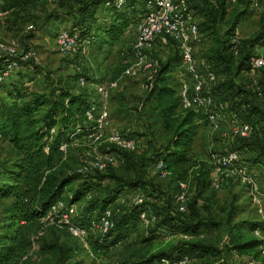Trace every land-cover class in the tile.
<instances>
[{
    "label": "trees",
    "instance_id": "trees-1",
    "mask_svg": "<svg viewBox=\"0 0 264 264\" xmlns=\"http://www.w3.org/2000/svg\"><path fill=\"white\" fill-rule=\"evenodd\" d=\"M115 1L78 0L76 5L69 9L67 13L74 18L70 33L77 34L80 45L95 44L100 48L104 45L112 46L130 24L137 23L145 15L147 5L152 0H125L120 8H116L113 4ZM248 1L253 4L256 0ZM257 1L263 4L261 0ZM41 2L45 1L0 0V9L16 18L37 8ZM225 5L226 0H198L194 6L197 13L202 16L198 24L201 37L203 33H210L214 39L207 61L214 67L217 78L220 76L218 74H227L235 69L233 74L225 77V80L216 83L213 98L222 116L234 119L236 114L241 121L249 123L253 129L250 137L253 138L252 140L236 139L230 146L223 139L224 144L243 152L251 145L255 151L252 162L260 166L262 163L264 165V110L257 103L256 95L262 96L264 92V68L260 70L263 76L261 84L254 85L257 90L248 89L238 83L236 78L247 76L249 61L256 55L253 51L255 45L264 44V12L255 9L252 5L262 15L260 17L262 27L253 38L240 39L238 52L235 54L231 38L236 34L237 24L242 18H246L248 13L244 9L236 13L228 21L225 36L222 38L217 25L225 18ZM99 10L102 19L97 24ZM59 15L49 14L47 21ZM45 24L46 22L43 26ZM27 49L29 48L24 50ZM174 59L170 57L160 63L148 92L147 99L151 103L153 116L169 134L166 143L153 153L151 159L155 165L162 163L163 169L167 172L166 178L171 179L177 194L180 192V183L187 184L189 188L194 178H197L198 192L191 202L186 203V210L188 207L190 212L187 219L173 215L165 209L163 218L158 216L160 224L147 234L143 242L146 243L145 248L149 249L157 237L156 227L161 225H168L175 231L187 234L188 239L181 240L168 249H159L155 252L147 250L132 264H175L185 256L189 259L187 264H190L194 257L203 258L211 253L221 254V250L200 240L204 230L214 228L219 223L202 215L196 207L197 197L202 192V188L211 183L210 173L213 170L210 158L207 161L199 159L194 149L199 132L198 120L201 122L207 120L203 113L193 110L184 111L180 108L179 82L178 85L174 84L172 76L175 70L173 63L177 62L176 59L173 62ZM19 63L21 68L14 74L18 77L1 83L5 85H3L4 93L0 94V139L11 146L15 161L9 166L0 165L2 167L0 199L12 200L5 210L6 222L0 228V264H28L35 243L42 238L41 234L47 229L51 217H56L52 213V207L58 201L63 200L66 209H69L83 201L86 196L89 199L94 197V193L102 185L101 181L106 178L111 179L114 186L108 189V194L103 197H99L98 194L97 198H93L82 220L78 223L74 222L89 229L92 222L106 208H112L120 194L142 192L143 189L148 188L142 175L132 178L110 172L88 178L84 177L88 172H79L78 169L67 170V147L73 140L95 131V119L100 111L99 102L93 101L91 94L75 92L67 86H57L50 94L34 92L23 80L25 70L33 61H19ZM80 78H84L86 82L90 79L85 74L77 75V81ZM52 129H54L53 133ZM76 183L78 184L75 185ZM147 204L148 202L144 200L141 204L133 205L128 213L119 218H115L112 208L114 226L105 236L89 234L91 249L96 253L104 248L119 245L123 241L119 228H126L128 220L132 217L139 219L140 213L145 211L144 206ZM175 211L185 212L178 210V203ZM256 231L264 235V223L247 220L237 222L228 231L224 247L242 256L260 254L261 239L256 235ZM55 248L62 249L61 246L47 243L45 240L41 246V250L49 251Z\"/></svg>",
    "mask_w": 264,
    "mask_h": 264
},
{
    "label": "rangeland",
    "instance_id": "rangeland-1",
    "mask_svg": "<svg viewBox=\"0 0 264 264\" xmlns=\"http://www.w3.org/2000/svg\"><path fill=\"white\" fill-rule=\"evenodd\" d=\"M78 0H57L54 3L41 2L37 8L31 9L29 13L20 17H11L10 13L0 15V42H13L19 52L25 48L34 50L38 56L36 62L30 63L24 72L23 80L34 92L50 94L57 86H67L75 92H87L91 94L93 101L99 102L100 109L106 107L110 114L109 121L103 129V136L100 142H91L88 138L82 137L73 140L67 147L68 162L67 170H77L82 167H91L94 162L102 160L106 162L103 170H89L84 177L91 178L98 174L115 173L118 176L137 177L142 175L147 182V189L142 190L144 199L148 204L144 206L149 223L144 222L140 217H132L128 220L127 227H120L119 232L123 241L110 248H104L99 252L91 249L85 237H75L70 234L64 225L59 222H50L47 229L37 240L33 251L30 253L28 264H132L147 250L155 252L159 249H168L171 245L181 240H187L188 235L175 231L168 225L156 227V238L149 249L145 248L143 239L157 226L158 216L163 218L165 209L173 215L187 219L190 212L178 213L176 196L177 191L171 179H163L159 176L155 163L151 159L153 153L163 147L169 134H167L157 118L153 116L151 103L147 99L150 85L155 78L156 71L161 62L175 58L173 64V82L178 85L183 77L179 64L181 51L178 44L171 40H158L151 50H146L148 57H154L158 66L153 70H137L134 75H127L129 68H137V56L134 45L137 36V23L130 24L123 34L112 44V46L86 44L78 47L77 53L64 55L58 49L56 43L57 34L65 30L71 32L74 18L67 13L73 8ZM198 0H190V8L196 11L194 6ZM264 3V0H261ZM225 18L217 27L222 38L225 36L228 21L241 10H246L248 16L242 18L237 24L236 33L242 40L253 38L256 32L262 27L259 14L252 7L251 1L237 0L231 2L226 0ZM52 13L60 14L47 21V16ZM198 23L201 22V14L197 13ZM22 17V18H21ZM102 13L97 12L96 22L99 24ZM46 24L43 26V23ZM214 44L210 33H203L201 39L195 44V55L198 60H207V55ZM255 54L264 57V44H257L253 50ZM233 71L227 74H218L217 82L225 80ZM262 72L254 77L237 76L238 83L245 85L248 89H258L255 84L260 83ZM85 74L90 79L83 85L77 81V75ZM13 74L6 81L16 79ZM232 76V75H231ZM224 78V79H223ZM219 79V81H218ZM117 81L118 86L110 94L109 100H103L102 89L110 82ZM3 85H0V94L4 93ZM262 89V88H261ZM263 92V91H262ZM256 101L264 110V92L262 96L256 95ZM199 113V112H198ZM226 117V118H225ZM219 117V128L214 129L207 121L199 122V132L195 140L194 149L198 158L207 161L213 153H223L224 132H228L232 123L229 116ZM234 118L241 120L236 114ZM119 130L127 137L138 141L134 151H123L117 149L109 140L112 131ZM252 137V136H251ZM250 138L249 140H252ZM240 145V144H239ZM241 146V145H240ZM245 151L240 150V165L246 167V171L252 176L258 186V192L254 194L251 187L243 182L238 176L225 175L211 171L210 185L202 188L197 197L196 207L204 216H208L219 223L218 226L204 230L200 240L208 245H213L221 254H207L203 258L194 257L190 264H264V258L260 254L239 255L233 251L226 250L224 244L227 242L228 231L235 223L240 221H254L264 223V212L259 213L258 207L264 208V165H255L252 158L255 156L253 147ZM241 148V147H239ZM243 149V148H242ZM15 161L14 152L11 146L0 139V165H11ZM2 167H0V170ZM76 183L75 185H77ZM101 187L94 193V197L86 198L70 207L72 222L78 223L82 220L86 208L93 198L103 197L108 194V189L113 188L114 182L109 179L101 181ZM197 178H194L188 188L189 200L191 202L196 196L198 189ZM102 189V190H101ZM135 191L120 194L119 198L112 205L115 218H119L129 212L133 207L132 195ZM139 192V191H138ZM140 193V192H139ZM152 194L153 196H151ZM11 199H0V228L6 222L5 210L11 203ZM74 223V224H75ZM162 228V230H160ZM166 231L165 233L163 232ZM1 231V229H0ZM163 233V234H162ZM95 236L98 235L94 232ZM55 243L62 249L41 250L43 241Z\"/></svg>",
    "mask_w": 264,
    "mask_h": 264
},
{
    "label": "built area",
    "instance_id": "built-area-1",
    "mask_svg": "<svg viewBox=\"0 0 264 264\" xmlns=\"http://www.w3.org/2000/svg\"><path fill=\"white\" fill-rule=\"evenodd\" d=\"M46 3H54L57 0H43ZM125 0H116L113 4L120 8ZM236 2L237 0H229ZM109 4V3H108ZM253 7L264 12V3L260 4L257 0L253 2ZM6 13L0 9V15ZM198 19L196 11L190 8L189 0H152L147 5L145 15L137 22V36L134 45V51L137 56L135 66L126 70L127 75H134L137 70H153L158 66L154 57H148L146 50H151L158 40H173L178 44L181 51V60L179 64L180 72L183 77L179 80L178 96L180 98V108L184 111L193 110L203 113L208 123L214 128H219V117L222 115L217 110L213 98V90L217 83V75L211 62L204 60L199 61L195 55V44L201 39L199 32ZM58 49L64 55L77 53L80 46L76 33H70L65 30L60 31L56 37ZM232 49L235 54L238 52L240 38L237 33L231 38ZM32 60L36 62L38 56L32 49L19 52L17 46L13 43L0 42V84L6 82V79L15 74L21 68L19 61ZM264 68V57L256 54L249 61L248 74L254 77ZM81 85L85 83L84 78H80ZM118 86L117 81L110 82L102 89L104 101H108L110 94ZM91 117V114H89ZM110 114L106 107H102L96 117V129L86 137L91 142H100L103 136V129L107 125ZM54 132V129L51 131ZM226 144L230 145L236 139L250 138L253 134L251 125L247 122L233 119L228 132H224ZM108 140L119 150L134 151L138 141L127 137L119 130L111 132ZM226 146L223 153H213L211 163L213 171L219 174H232L238 176L243 182L247 183L254 194L258 192V186L255 179L247 173L246 167L240 165V151ZM161 178L167 177V172L163 169L162 163L155 165ZM106 162L98 160L91 167L79 168V172H88L90 169L103 170ZM142 192L135 191L132 195V204L138 205L144 201ZM178 210L185 211L188 200V187L185 183H180V192L176 197ZM258 212L263 213L264 208L258 207ZM52 213L55 218L51 221L59 222L64 225L71 235L79 238L97 232L100 236H105L114 226L111 207L106 208L98 218L92 222L89 229L74 224L70 217V208L66 209V203L60 200L52 207ZM140 218L149 223V218L145 211L140 213ZM256 235L261 239L260 256L264 258V235L256 231ZM189 259L183 257L175 264H187Z\"/></svg>",
    "mask_w": 264,
    "mask_h": 264
}]
</instances>
